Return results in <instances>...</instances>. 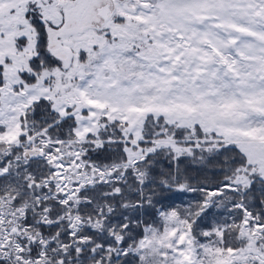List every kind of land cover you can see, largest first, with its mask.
I'll return each mask as SVG.
<instances>
[{"label": "snow or ice", "instance_id": "obj_1", "mask_svg": "<svg viewBox=\"0 0 264 264\" xmlns=\"http://www.w3.org/2000/svg\"><path fill=\"white\" fill-rule=\"evenodd\" d=\"M0 264H264V0H0Z\"/></svg>", "mask_w": 264, "mask_h": 264}, {"label": "trees", "instance_id": "obj_2", "mask_svg": "<svg viewBox=\"0 0 264 264\" xmlns=\"http://www.w3.org/2000/svg\"><path fill=\"white\" fill-rule=\"evenodd\" d=\"M189 164H191V162L185 161L181 165V167L186 169V175L195 177V179L190 181L193 185H195L198 181L205 179L206 177L209 180L220 178V173L214 171V169L218 167V164L215 161L208 162L204 167L198 165L189 166ZM164 195L171 197L170 200L162 201V203L165 205L172 204L174 206H180L183 201H189L193 199V197L189 194L174 196L171 193H164ZM257 195H259V193H257ZM159 206L160 205H157V207ZM146 218L150 219L151 217H146Z\"/></svg>", "mask_w": 264, "mask_h": 264}]
</instances>
